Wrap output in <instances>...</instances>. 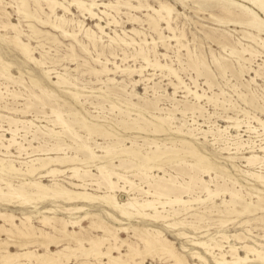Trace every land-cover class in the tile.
<instances>
[{"label": "rangeland", "instance_id": "1", "mask_svg": "<svg viewBox=\"0 0 264 264\" xmlns=\"http://www.w3.org/2000/svg\"><path fill=\"white\" fill-rule=\"evenodd\" d=\"M80 1L98 15L91 16L75 0H0V176L17 187L27 178L81 191L83 187L71 184L78 181L69 170L78 166L90 171L85 187L94 194L111 191L104 181L110 171L122 175L112 176L119 186L133 188L129 193L118 187L111 191L121 199L142 201L149 197L143 189L156 190L154 182L168 181L171 186L166 185L175 188L173 197L189 202L159 207L163 215L173 208L179 213L154 220L142 215L126 219L96 198L45 200L24 207L0 203L2 212L30 215L37 232H6L3 229L12 225L0 218V239L9 242L12 251H44L47 244L60 248L71 255V260L63 257L62 264H111L108 257L99 262L88 256L65 233L39 232L52 231L40 221L41 211L52 208L47 216L69 218L64 208L82 205L90 212L81 222L84 226L102 222L113 229H159L189 264L203 263L192 251L210 264H216L213 255L221 253L192 245L195 239L224 245L228 259L230 244L261 249L264 0ZM16 37L28 44V51ZM13 134L25 150L17 144L6 148ZM91 153L98 157L89 158ZM57 157L83 160L50 162ZM43 163L47 165L39 172L25 174L32 164ZM11 164L21 171L9 169ZM98 165L105 166L103 172ZM52 168L66 171L48 174ZM80 215L85 212L73 216ZM170 222L178 228L166 226ZM131 229L120 236L141 253L128 244L115 250L125 264L143 259L146 264H175L163 250L148 251ZM103 235L102 229L92 228L85 237ZM223 235L229 238L225 241ZM240 252L247 254L242 248ZM3 253L0 250V258Z\"/></svg>", "mask_w": 264, "mask_h": 264}, {"label": "bare ground", "instance_id": "2", "mask_svg": "<svg viewBox=\"0 0 264 264\" xmlns=\"http://www.w3.org/2000/svg\"><path fill=\"white\" fill-rule=\"evenodd\" d=\"M75 1H77V4L80 6L81 9L88 11L91 16L98 15V13L93 10L92 6L89 7L83 1H80V0H75ZM55 4L57 5L59 4L63 6L66 10H69V8L64 6L62 2L55 1ZM104 5H107V4H104ZM260 5L262 6L263 2L260 1ZM167 10H168V13H170V9L168 8ZM248 10L251 13L255 14L253 10L251 9H248ZM99 27L101 31H104L103 26L99 25ZM17 42H19V44L24 48V50L28 51L27 43H24V42L22 43L20 38H17ZM144 58L147 59L146 56H144ZM195 94L196 96H199L198 98H200V95L197 92H195ZM8 141L10 142V144L8 143L9 145L6 146L7 149H9L11 145L17 144L19 146L18 149L20 151L25 150V148H23L22 145H20V143L16 140L14 134L11 136V138L8 139ZM95 157H98V156L93 153H91V157L89 156V158L91 159ZM254 158L255 156L252 155L251 157H248L247 159L249 162H251V160ZM50 159H52L50 160V162L55 161L59 164H65L66 162H70V161L74 162L76 160L82 162L83 160L82 158L75 159V157L73 158L72 157L70 158L57 157L55 159L54 158H50ZM32 165L33 166L29 168L27 173L25 174L32 175L38 170L45 168L47 163H43L39 167L35 166L34 164ZM8 168L15 170V172L21 171L20 168L14 167L13 164L9 165ZM98 169L101 172H103V170L105 169V166L98 165ZM69 170L73 172L71 174V177L75 178V180L78 181V182H71V184L76 187H83V190L72 191L68 189L67 187H64L63 185H60V184H56L55 186L51 187L49 185L44 184L41 180H28L27 178L25 179V182H23L21 185H19V187H17L18 185L15 186V184L7 181L4 177L0 176V181H1L0 203H3L8 206L11 204H15V205L24 207L34 202H39V201L43 202L45 200H56L57 201L59 199H64L67 202H76L78 200H81L83 202H87V201L89 202L90 200H93L96 198V199L101 200L107 206H111L117 211H119L121 216H123L126 219H132L135 217V215H142L140 217L154 220L155 218H160V217L168 219L169 216H172V215L176 216L179 213V209L173 208V211H171L168 215H163L159 211V207L165 208L166 206L173 205L174 203H177V202H183L184 204L189 202V200L182 199L181 196H176L174 198L173 197L174 195L172 194L175 191V188L170 187L171 184L168 181H166V184L169 183L170 186L166 184L162 185L160 184V182H154L155 183L154 186L156 190L150 189V188L146 190L143 189L144 192L147 195H149V197L143 199L142 201H139L138 199L132 200L134 198H130V197H128L127 199H121V197L118 194H113L111 191H113L116 187H118L119 191L121 192L124 190H127L125 186H122V187L119 186L117 182L113 180V177H112L114 174H116L117 176L121 178L122 175L120 173L110 172V171H108L107 175L104 176V179H105L104 181L107 185L108 190H111V191H107L103 194H94L92 192H89L88 189L85 187V185H88L86 176L89 175L90 173L89 170L82 169L78 166L71 167L69 168ZM65 171L66 169L63 170V169L52 168L48 171V174H55L57 172L64 173ZM252 174L258 177L259 179L262 178L261 175H255V173H252ZM168 179L170 178H167V180ZM92 183L97 185L98 188L101 187V182L99 181H95V182L93 181ZM3 184H5L6 187L3 186ZM176 186H179V185H176ZM131 190H133L132 187L129 190H127V192L129 193L131 192ZM206 190L207 192H209V194L212 193V191L208 188V186L206 187ZM151 196H153L154 198H151ZM164 196L166 199L160 200ZM196 199L198 198H195V200ZM158 204H160V206H158ZM51 210L52 208L41 211V213H44V214L40 216V221L44 225H49L52 230V231H48L44 228L38 227L39 232L42 235H43V231H46L47 233L54 232L55 234L65 233L73 241L77 242L80 248H83V250L87 253L88 256L91 255V257L96 258V260L99 262H101L102 257H108L112 262L111 264H125V261L121 257V255H115L114 251L121 250L126 244H128V246L132 248V250H135L137 253H141L140 250L135 248L133 245L127 243V241L120 236V232L122 231L130 232L131 228L129 227L122 226V227H117L116 229H113L108 224H105L102 222L95 223V224L93 223L90 226L86 227L81 222L85 220L86 218H88L90 212H88L87 207L82 206V205L65 207L64 211H66L69 214V218L47 216L46 212H51ZM78 212H85V215L73 216L75 213H78ZM109 213L112 215V217L115 220H121L120 218L112 214L110 211ZM0 218H4L5 221H7L8 223H10V225H12L11 228L5 227V229H3L4 225L0 223V228L6 232L7 231L9 232L20 231L21 235H24V236H30V235L32 236V235H36L37 233L35 231V227H34L35 225L33 224L32 217L30 215H23V216L18 217L14 213H7V212L0 211ZM17 220H19L20 222H17ZM68 226L70 227L79 226L80 230L71 231L70 229H68ZM166 226L173 227L174 229L178 228L176 222H170ZM13 227H15L17 231ZM92 228L102 229L104 232V235L98 236L95 238L91 236L85 237L87 234L90 233V230ZM131 230H133L137 236L139 235L140 240L144 242L146 246L145 248L148 251L163 250L168 256L174 259L175 264H189V263H186V261L183 259L184 258L183 254L175 252L174 243L171 242L165 235H163L162 231H160L159 229H152L151 231L150 229H147V228L135 226ZM68 232H73V233L70 234ZM78 233H81V236H78ZM139 233H142L144 235L140 236ZM181 233L185 237L188 236L186 232H181ZM223 237L225 241L226 239L229 238L227 235H223ZM84 242H87L89 246H86ZM106 242L108 243V246L105 245ZM104 245L106 246V249H107L106 251L103 250ZM192 245L205 248L207 252H210V253H212L211 249H215V248L219 249L221 251V253L219 252L220 256L213 255L214 261L216 264H242V263H250V262H255V261L259 262L258 264H264V246L262 243H260V246H262L261 249L253 245H249V244H245L242 247H239L234 244H230L229 245L230 248L227 252L231 253L232 259H228V257H226V253H223L222 248L224 247V245L215 244L214 246H212L207 241L199 240V239L197 240L195 239ZM240 248H242L243 250L247 252L245 256L241 255ZM0 250L4 252L2 254L3 258H0V261H1L0 264H62V262H64L63 257H67V260H71L70 259L71 255L69 253L63 254L62 249L60 248H58L57 250H54L49 246V244L45 246L44 251L31 250L29 248L12 251L10 249V243L7 241L4 242L0 239ZM192 254L194 255V257L201 259L203 261L202 264H210V261L203 255H201L199 251H192ZM252 255L255 257L254 259L252 258ZM90 263L94 264L95 262L90 261ZM132 264H146V262L143 259L141 261H134ZM155 264H158V263H155Z\"/></svg>", "mask_w": 264, "mask_h": 264}]
</instances>
